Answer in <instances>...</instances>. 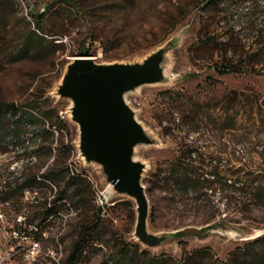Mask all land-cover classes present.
<instances>
[{
  "label": "rangeland",
  "instance_id": "1",
  "mask_svg": "<svg viewBox=\"0 0 264 264\" xmlns=\"http://www.w3.org/2000/svg\"><path fill=\"white\" fill-rule=\"evenodd\" d=\"M162 46L165 80L126 94L155 139L135 151L146 164L148 228L182 232L150 247L136 235L135 198L116 191L107 213L98 206L107 177L83 156L74 102L59 86L84 47L113 63L142 62ZM27 106L37 121L20 120ZM191 114L196 131L184 123ZM8 129L20 139L3 138ZM189 147L198 149V166L217 165L222 183L227 177L245 188L210 187L213 176L202 170L191 190L176 186L164 169ZM50 170L79 174L89 187L83 203L71 201L47 220L40 241L43 251L54 249L50 264H69L80 227L96 224L98 240L76 264H125L129 251L157 256V264H264V0H0V185ZM44 189L0 204L4 262L24 264L16 247L30 242L15 236L14 223L43 215L35 205L57 192Z\"/></svg>",
  "mask_w": 264,
  "mask_h": 264
},
{
  "label": "water",
  "instance_id": "2",
  "mask_svg": "<svg viewBox=\"0 0 264 264\" xmlns=\"http://www.w3.org/2000/svg\"><path fill=\"white\" fill-rule=\"evenodd\" d=\"M167 52L168 46H162L142 62L113 63L78 55L59 86L60 95L74 102L73 118L80 125L83 156L102 165L113 193L136 199V235L150 247L160 246L182 232L156 234L148 228L151 205L143 183L146 164L135 158V151L138 145L153 144L155 139L137 118L126 94L165 80Z\"/></svg>",
  "mask_w": 264,
  "mask_h": 264
},
{
  "label": "trees",
  "instance_id": "3",
  "mask_svg": "<svg viewBox=\"0 0 264 264\" xmlns=\"http://www.w3.org/2000/svg\"><path fill=\"white\" fill-rule=\"evenodd\" d=\"M211 2H217L219 0H210ZM81 55H91V51L87 48H83L80 50ZM227 69H220V72L224 73ZM238 97V94L235 95V98ZM9 106L13 107L17 110V107L14 103L9 104ZM192 115V114H191ZM188 117V116H186ZM20 120L22 122H33L37 121L38 117L35 115L33 109L30 106L25 107V109L20 114ZM184 123L188 125L187 131H196L198 130V119L196 116H189ZM183 123V122H182ZM235 124V123H234ZM233 129V125L231 126ZM170 131H166V134H169ZM8 136H12L14 139H20V135L15 129H8L4 134H2L3 138H7ZM198 152V149L194 147H189L184 150L183 155H180L178 158H175L167 165L164 169L166 174L174 179L175 185L180 187L185 191L191 190L194 184L197 185L198 176L200 175V170H202L201 174L211 173L213 179L209 181V186H213L214 184H221L223 188L231 187L234 189H243L245 188V184L237 185V181H229L226 177L225 181L222 183L220 180V172L219 167L217 165L214 166V170L206 171L202 166H198L193 157ZM187 157V159H185ZM184 158V159H183ZM235 174V173H233ZM68 180L66 181V179ZM87 181V180H86ZM61 182H65L64 188L57 189V185ZM0 204L4 202H10L11 198L17 194H24L26 190H32L33 192H38L39 189L45 190L44 188H48L51 186L50 191L53 192L55 188L57 192L55 196L51 199L49 196H45L44 200L37 202L35 206H38L40 210H42L43 215L38 216L37 218H31L29 215H26V219L23 223H18L15 221L14 227L19 229L20 231H25L28 234L34 235L36 238L42 237V231L47 226V220L53 217L56 213L60 212L63 206H66L71 201H76L81 204L85 201L84 194L87 191V186L85 187V179L79 174L69 175L67 171H49L46 173H42V175H31L24 176L20 175L19 177H15L13 179L5 180V183L0 185ZM39 188V189H38ZM45 194L48 192L45 191ZM70 193L71 196L67 197V194ZM35 200L38 201L37 196H35ZM12 202V201H11ZM31 227H38L37 229ZM98 224L96 225H83L80 228L78 233V237L74 242L73 249L68 259L69 264H76L80 261L82 255L86 251V249L93 243L98 240V237L95 235V232L98 231ZM137 248L139 245H136ZM126 263L129 264H157L156 262L160 260L157 256H152L150 253H146V255H150L149 260L141 259L138 255L130 256V251L126 253ZM129 256V257H128ZM125 263V262H124ZM125 263V264H126ZM180 264H190L189 261L182 262Z\"/></svg>",
  "mask_w": 264,
  "mask_h": 264
},
{
  "label": "built area",
  "instance_id": "4",
  "mask_svg": "<svg viewBox=\"0 0 264 264\" xmlns=\"http://www.w3.org/2000/svg\"><path fill=\"white\" fill-rule=\"evenodd\" d=\"M30 192V190H26L25 192ZM113 191L107 187L104 190H100L97 194V204L102 209V212L107 213L106 199L112 198ZM22 215H18V223H23L26 219L19 217ZM37 229L38 227H31ZM13 233L16 237L21 238L25 241H29V245L25 247L24 245H19L18 248L21 251V256L23 257L24 264H50L51 255L54 253V249L48 248L46 251L42 250V244L40 239L46 234V230L42 231V237L36 238L32 234H28L25 231H20L19 229L14 227ZM4 257L0 255V264H8L4 262Z\"/></svg>",
  "mask_w": 264,
  "mask_h": 264
},
{
  "label": "bare ground",
  "instance_id": "5",
  "mask_svg": "<svg viewBox=\"0 0 264 264\" xmlns=\"http://www.w3.org/2000/svg\"><path fill=\"white\" fill-rule=\"evenodd\" d=\"M109 189H110V191L113 190V186L111 185ZM109 200H110V198L106 199V204H108Z\"/></svg>",
  "mask_w": 264,
  "mask_h": 264
}]
</instances>
